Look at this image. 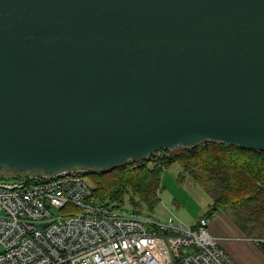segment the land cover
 Returning a JSON list of instances; mask_svg holds the SVG:
<instances>
[{
	"label": "water",
	"instance_id": "95a60500",
	"mask_svg": "<svg viewBox=\"0 0 264 264\" xmlns=\"http://www.w3.org/2000/svg\"><path fill=\"white\" fill-rule=\"evenodd\" d=\"M203 141L264 152V0H0V176Z\"/></svg>",
	"mask_w": 264,
	"mask_h": 264
},
{
	"label": "built area",
	"instance_id": "2783aa9c",
	"mask_svg": "<svg viewBox=\"0 0 264 264\" xmlns=\"http://www.w3.org/2000/svg\"><path fill=\"white\" fill-rule=\"evenodd\" d=\"M91 173L98 172L0 178V264H235L209 234L208 217L186 226L101 203ZM66 208L74 211L61 214ZM250 241L261 247L264 236Z\"/></svg>",
	"mask_w": 264,
	"mask_h": 264
},
{
	"label": "trees",
	"instance_id": "16d2710c",
	"mask_svg": "<svg viewBox=\"0 0 264 264\" xmlns=\"http://www.w3.org/2000/svg\"><path fill=\"white\" fill-rule=\"evenodd\" d=\"M153 155L136 167L126 163L108 172L89 174L93 197L101 203L128 204L153 209L158 203L162 173L178 164L182 178H189L210 196L203 217L228 210L248 239L264 236V152L203 141ZM264 252V245L259 247Z\"/></svg>",
	"mask_w": 264,
	"mask_h": 264
},
{
	"label": "rangeland",
	"instance_id": "374dc122",
	"mask_svg": "<svg viewBox=\"0 0 264 264\" xmlns=\"http://www.w3.org/2000/svg\"><path fill=\"white\" fill-rule=\"evenodd\" d=\"M172 151L175 149L167 152ZM180 172L181 167L175 164L162 173L161 187L158 192L159 203L153 209L146 207L144 209L149 216L158 221H165L169 216H175L183 224L190 226L208 210L211 199L198 184L189 178L179 176ZM73 211L71 208H66L61 214ZM224 211L228 212L226 209Z\"/></svg>",
	"mask_w": 264,
	"mask_h": 264
},
{
	"label": "crops",
	"instance_id": "0c3cea01",
	"mask_svg": "<svg viewBox=\"0 0 264 264\" xmlns=\"http://www.w3.org/2000/svg\"><path fill=\"white\" fill-rule=\"evenodd\" d=\"M209 220V234L235 264H264V252L245 237L229 212L218 210Z\"/></svg>",
	"mask_w": 264,
	"mask_h": 264
},
{
	"label": "bare ground",
	"instance_id": "6f19581e",
	"mask_svg": "<svg viewBox=\"0 0 264 264\" xmlns=\"http://www.w3.org/2000/svg\"><path fill=\"white\" fill-rule=\"evenodd\" d=\"M203 217V216H202ZM201 218V217H200ZM249 240V239H248Z\"/></svg>",
	"mask_w": 264,
	"mask_h": 264
}]
</instances>
